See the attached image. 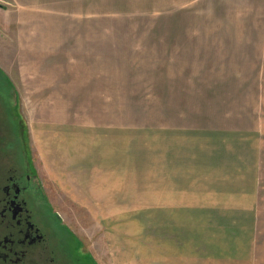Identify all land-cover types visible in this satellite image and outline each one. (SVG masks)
Listing matches in <instances>:
<instances>
[{
	"label": "rangeland",
	"instance_id": "374dc122",
	"mask_svg": "<svg viewBox=\"0 0 264 264\" xmlns=\"http://www.w3.org/2000/svg\"><path fill=\"white\" fill-rule=\"evenodd\" d=\"M241 3L0 0V114L12 142L24 139L49 200L101 264H264V257L243 258L234 231L246 214L264 218V211L179 209L178 184L158 196L166 181L158 126L225 118L208 108L206 81L224 78L218 87L229 96L231 122L251 120L247 108L235 114V91L244 88L236 75L247 74L251 82L243 91L250 92L261 51L247 49V59H237L243 51L223 31L264 26V18H236ZM251 4L264 15V0ZM56 127L87 141L97 135L106 151L81 169L68 168L62 152L52 154L61 151L50 144L59 141ZM34 128L48 132L37 145ZM68 137L62 139L75 147ZM127 171L138 176L137 186L125 187L122 195L115 181L127 179ZM97 173L91 187L62 183ZM181 188L183 201L194 205L199 196Z\"/></svg>",
	"mask_w": 264,
	"mask_h": 264
},
{
	"label": "crops",
	"instance_id": "0c3cea01",
	"mask_svg": "<svg viewBox=\"0 0 264 264\" xmlns=\"http://www.w3.org/2000/svg\"><path fill=\"white\" fill-rule=\"evenodd\" d=\"M233 1H242L241 6H236L237 11L234 12L236 18H264V15H260V10L257 12L251 9L252 0ZM212 30L215 32L218 29L213 28ZM224 30H226L223 31L224 39L227 42L232 41L238 44L237 48L243 51L237 59L246 60L245 51L247 49L261 51L258 54V57L261 58L256 63L258 68L252 75L254 85L250 92L243 91L249 89V82H251L246 76L247 74L236 75L244 80V88L235 91V97L238 98L237 106L240 108L235 114H239L242 109L247 108L245 112L251 120L244 123L241 121L231 122L230 117L233 113L229 110L231 106L228 100L229 96L225 94L226 89H222L221 84L218 87V83L224 78L220 77L216 82L214 79L206 81L211 92L208 108L214 111H223L225 118L222 120L211 118L210 122L197 125L171 123V125L158 126L157 131L160 132L164 145L163 166L166 171V181L167 178L170 179L168 186L167 182L163 180V188L158 190L160 193L158 196L169 195L171 186L176 187L178 184L176 189L180 196L179 209L264 211V53H262L264 52V26L261 24L260 26H228ZM30 81L26 79V89L32 87L31 84H27ZM39 107L43 109L44 103ZM248 107L251 108L250 111H248ZM72 124L74 125V123ZM59 129L62 130L61 134L54 136L59 141L55 140L50 144L60 147L61 151L55 149L52 154L60 155L62 152L61 157L67 161L68 168L81 169L80 164L87 165L86 161L96 160L100 152L106 151V146L101 143V139L97 135H94L91 141H87L85 138H79V134H74V131L66 133L62 127H56V133ZM34 132L32 137L36 145L38 138L48 137V132L42 128H34ZM64 135H68L70 141H74L75 147L71 143L65 142L66 139H62ZM50 136L53 138L52 134ZM42 143L47 144L46 147H50L48 143ZM68 147L72 154L69 156L67 154ZM74 149L76 152L73 151ZM81 151L83 153L79 154ZM49 154L51 155V153ZM87 156L89 157L87 158ZM57 158L58 156L53 155L50 159L56 161ZM88 168L93 169L92 166ZM124 174L127 175V179L115 181L121 185L122 195H124L125 187L137 186L136 179L138 177L133 179L130 171ZM81 177L87 178V180L79 182L78 180L66 181L64 179L62 183L76 187L81 185L85 188L91 187L98 182L95 180L99 178V174ZM185 186H189V189L186 190L187 193L195 192V195L199 196L192 206V203L187 206L186 201H183L186 192L181 187ZM86 192L91 191L87 190ZM124 198L122 197V199ZM242 220L243 223H238L234 227V231L238 232L237 236H241L243 258L264 257V218L259 215L252 218L246 214Z\"/></svg>",
	"mask_w": 264,
	"mask_h": 264
},
{
	"label": "flooded vegetation",
	"instance_id": "af4514ba",
	"mask_svg": "<svg viewBox=\"0 0 264 264\" xmlns=\"http://www.w3.org/2000/svg\"><path fill=\"white\" fill-rule=\"evenodd\" d=\"M0 121V264H101L49 200L24 139L12 142Z\"/></svg>",
	"mask_w": 264,
	"mask_h": 264
}]
</instances>
